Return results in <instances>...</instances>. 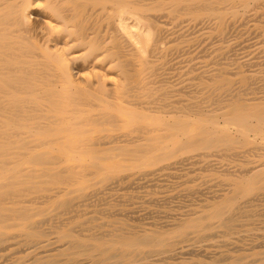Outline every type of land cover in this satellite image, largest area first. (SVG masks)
Instances as JSON below:
<instances>
[{"label":"bare ground","instance_id":"obj_1","mask_svg":"<svg viewBox=\"0 0 264 264\" xmlns=\"http://www.w3.org/2000/svg\"><path fill=\"white\" fill-rule=\"evenodd\" d=\"M0 264H264V0H0Z\"/></svg>","mask_w":264,"mask_h":264}]
</instances>
